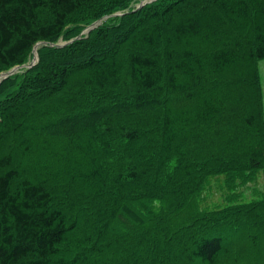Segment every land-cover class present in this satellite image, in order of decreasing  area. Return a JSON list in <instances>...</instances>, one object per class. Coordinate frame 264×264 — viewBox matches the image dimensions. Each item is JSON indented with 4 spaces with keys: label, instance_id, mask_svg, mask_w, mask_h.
Returning <instances> with one entry per match:
<instances>
[{
    "label": "trees",
    "instance_id": "1",
    "mask_svg": "<svg viewBox=\"0 0 264 264\" xmlns=\"http://www.w3.org/2000/svg\"><path fill=\"white\" fill-rule=\"evenodd\" d=\"M139 1L0 0V73L72 39L0 79V264H264V190L230 200L264 170V0Z\"/></svg>",
    "mask_w": 264,
    "mask_h": 264
},
{
    "label": "rangeland",
    "instance_id": "2",
    "mask_svg": "<svg viewBox=\"0 0 264 264\" xmlns=\"http://www.w3.org/2000/svg\"><path fill=\"white\" fill-rule=\"evenodd\" d=\"M134 6H136V3L134 4ZM59 40L64 41V39H62L61 37ZM59 40L56 42H59ZM32 55L29 60L32 59ZM258 65H259L260 83H261V89L263 95V115H264V58L259 60ZM24 67L25 66L16 68V71H19ZM2 77L5 76H1L0 79ZM207 186L208 188L205 190L204 196L202 198L203 200L201 202L203 206L210 208L216 206L221 207L225 203H227L229 197L228 198L226 197L230 195L232 191L224 183L223 175L212 176L208 181ZM233 190L234 192L231 195L233 196V198L230 199L231 201H248L251 200L252 198H257V197L259 198L261 196V192L264 190V170L259 171L258 174L255 175L251 180L238 185Z\"/></svg>",
    "mask_w": 264,
    "mask_h": 264
},
{
    "label": "water",
    "instance_id": "3",
    "mask_svg": "<svg viewBox=\"0 0 264 264\" xmlns=\"http://www.w3.org/2000/svg\"><path fill=\"white\" fill-rule=\"evenodd\" d=\"M144 3H145V0H141V1L136 5V7H134L133 9H137L138 7H140L141 5H143ZM112 14H121V12H114V13H112ZM99 21H100V19H99V20H96V21H94V22H92V23L89 24V25H87L86 29H89V28L94 27L97 23H99ZM80 34H81V33H79L78 35H76V37H79ZM71 40H72V39H70L69 41H71ZM69 41H64V42H52V41H45V40H42L40 43H44V44L48 43V44H50V45L60 46V45H63V44H65V43L69 42ZM38 43H39V42H38ZM38 43H36V46H37ZM34 49H35V48H34ZM33 51H34V50H33ZM36 59H37V58H36V55H33L32 59H31L29 62H27V63H23V64H17V65H15V66H13L12 68H10V69H8V70H6V71L1 72V73H0V77H1V76H6V75H8V74H11V73L15 72V71H16V68H19V67H21V66H31L32 64L35 63Z\"/></svg>",
    "mask_w": 264,
    "mask_h": 264
},
{
    "label": "bare ground",
    "instance_id": "4",
    "mask_svg": "<svg viewBox=\"0 0 264 264\" xmlns=\"http://www.w3.org/2000/svg\"><path fill=\"white\" fill-rule=\"evenodd\" d=\"M36 53V51L34 52V54Z\"/></svg>",
    "mask_w": 264,
    "mask_h": 264
}]
</instances>
